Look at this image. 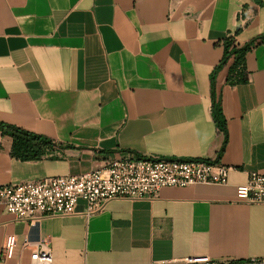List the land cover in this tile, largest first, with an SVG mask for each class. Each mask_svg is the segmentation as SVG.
Instances as JSON below:
<instances>
[{
	"label": "crops",
	"instance_id": "obj_1",
	"mask_svg": "<svg viewBox=\"0 0 264 264\" xmlns=\"http://www.w3.org/2000/svg\"><path fill=\"white\" fill-rule=\"evenodd\" d=\"M238 27V44L264 33V0H0V121L73 146L22 161L0 131V186L118 155L233 166L226 184L164 187L93 214L79 200L33 224L0 204L3 264L29 262L23 242L43 234L52 264L264 257V204L236 195L249 171L264 174V43L246 55L247 83L216 74L226 132L212 113L213 71Z\"/></svg>",
	"mask_w": 264,
	"mask_h": 264
},
{
	"label": "built area",
	"instance_id": "obj_2",
	"mask_svg": "<svg viewBox=\"0 0 264 264\" xmlns=\"http://www.w3.org/2000/svg\"><path fill=\"white\" fill-rule=\"evenodd\" d=\"M233 166L208 159H159L118 155L101 167L80 173L46 176L18 184L0 186V204L19 220L41 222L46 217L66 216L77 212L79 200L86 202L85 214L104 210L117 198L154 199L164 187L193 184H226ZM237 201L264 204V174L248 172L245 183L236 188ZM23 249H29V262L15 264H52L53 253L48 234L32 241L26 238ZM3 251L0 264H3ZM264 264V257L241 261L232 258L189 256L179 260L151 264Z\"/></svg>",
	"mask_w": 264,
	"mask_h": 264
},
{
	"label": "trees",
	"instance_id": "obj_3",
	"mask_svg": "<svg viewBox=\"0 0 264 264\" xmlns=\"http://www.w3.org/2000/svg\"><path fill=\"white\" fill-rule=\"evenodd\" d=\"M241 31L238 27L234 34L223 40L224 55L220 63L214 68L212 75L213 82V106L212 113L217 126L226 132V119L223 114L222 105L216 96L215 77L219 70L227 67V82L231 85L247 83L248 70L246 66L247 53L258 43H264L260 34L244 44H238L235 36ZM0 131L12 137L11 155L19 160H38L46 156L49 150L54 147H73L70 144L58 142L49 136L39 134L20 126L0 121ZM222 147L221 152L223 151Z\"/></svg>",
	"mask_w": 264,
	"mask_h": 264
},
{
	"label": "water",
	"instance_id": "obj_4",
	"mask_svg": "<svg viewBox=\"0 0 264 264\" xmlns=\"http://www.w3.org/2000/svg\"><path fill=\"white\" fill-rule=\"evenodd\" d=\"M261 39H264V34L261 36ZM167 160H172L173 158H166ZM178 159H183V158H178Z\"/></svg>",
	"mask_w": 264,
	"mask_h": 264
}]
</instances>
